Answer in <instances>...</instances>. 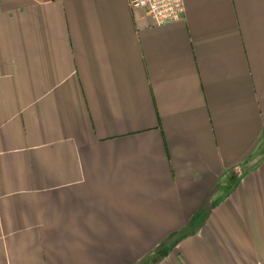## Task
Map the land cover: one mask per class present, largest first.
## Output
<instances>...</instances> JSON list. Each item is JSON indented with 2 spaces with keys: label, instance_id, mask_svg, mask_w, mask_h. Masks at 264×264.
I'll list each match as a JSON object with an SVG mask.
<instances>
[{
  "label": "crops",
  "instance_id": "obj_1",
  "mask_svg": "<svg viewBox=\"0 0 264 264\" xmlns=\"http://www.w3.org/2000/svg\"><path fill=\"white\" fill-rule=\"evenodd\" d=\"M0 0V264H264V0Z\"/></svg>",
  "mask_w": 264,
  "mask_h": 264
},
{
  "label": "built area",
  "instance_id": "obj_2",
  "mask_svg": "<svg viewBox=\"0 0 264 264\" xmlns=\"http://www.w3.org/2000/svg\"><path fill=\"white\" fill-rule=\"evenodd\" d=\"M130 4L143 10L155 26L177 22L185 15L184 0H130Z\"/></svg>",
  "mask_w": 264,
  "mask_h": 264
}]
</instances>
